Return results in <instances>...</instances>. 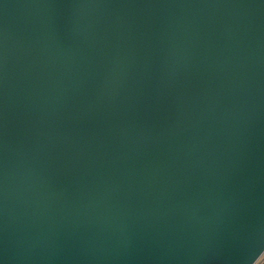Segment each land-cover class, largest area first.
Here are the masks:
<instances>
[{
    "label": "water",
    "instance_id": "obj_1",
    "mask_svg": "<svg viewBox=\"0 0 264 264\" xmlns=\"http://www.w3.org/2000/svg\"><path fill=\"white\" fill-rule=\"evenodd\" d=\"M264 0H0V264H255Z\"/></svg>",
    "mask_w": 264,
    "mask_h": 264
},
{
    "label": "rangeland",
    "instance_id": "obj_2",
    "mask_svg": "<svg viewBox=\"0 0 264 264\" xmlns=\"http://www.w3.org/2000/svg\"><path fill=\"white\" fill-rule=\"evenodd\" d=\"M255 264H264V254L261 256V258Z\"/></svg>",
    "mask_w": 264,
    "mask_h": 264
}]
</instances>
